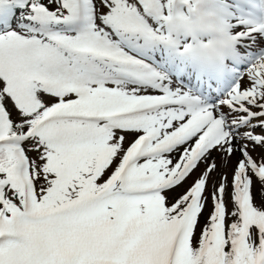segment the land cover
I'll return each instance as SVG.
<instances>
[{
    "label": "snow or ice",
    "instance_id": "6c2138e0",
    "mask_svg": "<svg viewBox=\"0 0 264 264\" xmlns=\"http://www.w3.org/2000/svg\"><path fill=\"white\" fill-rule=\"evenodd\" d=\"M0 264H264V0H0Z\"/></svg>",
    "mask_w": 264,
    "mask_h": 264
},
{
    "label": "rangeland",
    "instance_id": "374dc122",
    "mask_svg": "<svg viewBox=\"0 0 264 264\" xmlns=\"http://www.w3.org/2000/svg\"><path fill=\"white\" fill-rule=\"evenodd\" d=\"M228 172H229V179H231V172H230V169L228 170Z\"/></svg>",
    "mask_w": 264,
    "mask_h": 264
}]
</instances>
